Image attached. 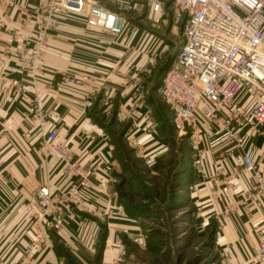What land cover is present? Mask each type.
Instances as JSON below:
<instances>
[{"label":"crops","instance_id":"crops-1","mask_svg":"<svg viewBox=\"0 0 264 264\" xmlns=\"http://www.w3.org/2000/svg\"><path fill=\"white\" fill-rule=\"evenodd\" d=\"M39 1L0 0V56L3 58L0 63V177L7 178V184H0V226L6 233L1 251L5 264H70V261L94 264L107 229L98 219L80 212H76V220L68 222L62 230L49 232L52 245L49 251L34 252L27 261L22 259L35 230L20 205L40 186L49 185L56 191L69 182L62 175L57 160H45L38 151V144L22 137L35 125L25 114L24 99L26 96L36 98L44 110L59 116L57 127L61 143L73 149L75 161L82 166L99 165L102 174L93 179L94 185L102 184L106 192L104 200L124 206L119 184L128 174V163L105 124L111 118L115 124L126 122L121 115L133 101L138 68L153 64L154 46L151 44L147 51L151 57H142L136 30L127 28L124 40L89 28L81 18L68 16L61 20L48 41L42 57L44 70L31 74L21 60L30 58V52L23 56L21 50L26 43L32 47L39 24L33 11ZM7 51L9 53L4 55ZM62 74H67L71 82L66 84ZM84 77L89 78L92 85L106 89L94 96L92 108L83 105L87 83ZM105 98L109 99V106L104 104ZM246 102L247 97L241 104L246 106ZM11 124L18 125L19 129L4 134L2 128ZM159 127L157 121L154 133L137 134L135 140L129 139L128 133L125 136L128 145L139 159L148 163V171L152 173L158 171V163L167 156V147L163 148L156 138ZM241 133L245 138L241 147L229 144L221 136L205 135V154L197 170L201 174H195V180L198 181V198L203 204H211L212 211L220 214V245H230L242 264H260L256 259L257 231L264 237V203L256 205L250 215L243 207H238L224 216L227 204L238 201L253 185L252 174L244 170L240 156L247 154L257 162L264 161V127L262 133H257L244 125ZM226 177L235 180L239 188L237 194L226 189ZM214 192H218V196L211 197ZM126 220L115 219L113 225L118 231H125ZM69 257L72 260H68Z\"/></svg>","mask_w":264,"mask_h":264},{"label":"built area","instance_id":"built-area-1","mask_svg":"<svg viewBox=\"0 0 264 264\" xmlns=\"http://www.w3.org/2000/svg\"><path fill=\"white\" fill-rule=\"evenodd\" d=\"M129 2V3H128ZM117 0L116 9L107 7L105 0H40L33 11L39 22L33 36L32 47L25 44L21 58L31 73L42 72V57L54 31L64 17L81 18L92 29H99L126 40L129 21L127 11L134 10L138 2H145L150 13L165 14L171 10L175 25L183 24V41L176 60L165 75L159 96L174 116V125L179 134H189L193 145L198 148L196 164H202L205 154V135H218L229 144L241 147L245 138L241 133L244 125L250 130L262 133L264 127V0ZM133 5V6H131ZM28 18L30 15L27 16ZM7 51L4 53L6 55ZM148 54V52H147ZM154 60V59H153ZM3 62L0 56V63ZM133 88L132 103L121 115L132 122L128 137L135 140L137 134H152L157 121L146 102L141 79L150 77V69L140 70ZM63 81L71 82L67 74ZM86 91L84 107L94 106V96L106 90L92 85L84 77ZM79 82V81H78ZM24 92V90H22ZM247 97L246 106L242 105ZM106 106L109 99H104ZM25 114L35 125L22 137L38 144V151L45 160H57L61 173L69 179L63 189L53 191L43 185L30 194L29 200L20 205L27 213L29 224L35 230L33 240L25 248L22 259L34 252L44 253L51 249L49 232L62 230L68 222L76 220L82 212L98 219L100 224L110 226L115 219L125 218L123 205H113L104 200L106 192L102 184L94 185L93 179L100 176L101 167L94 164L84 167L75 161V152L61 143L58 133L59 116L47 112L38 100L26 96ZM207 124V127L205 126ZM16 124L3 127L9 134L18 130ZM207 129V131L205 130ZM86 136H89L86 133ZM102 136H105L104 134ZM240 164L252 174L253 185L238 201L227 204L225 215L243 207L250 215L252 209L264 203V161L257 162L249 155L240 156ZM0 184H7V178L0 177ZM225 187L237 194L239 188L233 178L226 177ZM89 192H92L90 194ZM214 192V196H218ZM5 231L0 226V264H5L1 248ZM258 236L257 261L264 262V237ZM223 264H242L230 245L223 247Z\"/></svg>","mask_w":264,"mask_h":264},{"label":"rangeland","instance_id":"rangeland-1","mask_svg":"<svg viewBox=\"0 0 264 264\" xmlns=\"http://www.w3.org/2000/svg\"><path fill=\"white\" fill-rule=\"evenodd\" d=\"M116 1L105 3L116 9ZM125 16L128 28L138 32L141 56L151 57L147 51L151 44L154 46L153 64L140 67L142 71L151 70L141 84L146 102L160 123L156 138L163 148L167 147V156L158 163L156 173L148 171V163L137 157L125 138L132 122L115 124L114 119L107 120L105 128L128 163V174L119 184L127 220L125 231H118L113 223L102 225L108 236L100 241L94 264H223L220 253L224 246L218 241L220 214L198 198L195 174H201L197 171L201 165L195 162L200 148L193 145L189 134H179L173 114L158 94L179 54L183 24H174L171 10L150 13L145 2H138Z\"/></svg>","mask_w":264,"mask_h":264}]
</instances>
